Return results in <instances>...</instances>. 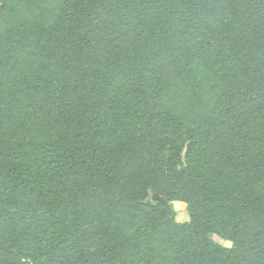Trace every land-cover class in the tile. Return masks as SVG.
<instances>
[{
  "label": "trees",
  "instance_id": "trees-1",
  "mask_svg": "<svg viewBox=\"0 0 264 264\" xmlns=\"http://www.w3.org/2000/svg\"><path fill=\"white\" fill-rule=\"evenodd\" d=\"M244 1H250L258 16L251 12L248 23L238 24L234 20L247 7ZM29 3V0H17L13 5L10 0H0V164L3 159L11 158L14 151L22 153L30 138L35 139L39 149L49 144L48 151L57 155L62 153L60 145L63 141L83 151L86 149L89 163L85 167V180L78 182L84 176L79 166L81 157L71 158V153H64L66 177L63 176L62 180L67 185L79 187L81 194L87 195L92 203L101 202L104 210L112 209L116 204L122 206L124 222L130 226L123 245L129 256L133 254V260L126 264H150L152 245L149 236H145L150 213H154L155 217L163 215L164 221H171L167 223L168 243L175 234L181 237L193 234L197 238V250L191 264H264V192L257 186L254 188V184L247 209L256 220L255 227L249 235L227 234L234 242L233 249L210 241L209 234L220 232L218 220L213 216L191 209V223L179 224L173 221L175 211L173 207L165 206V198L164 201L150 198L152 191L161 197L167 193L175 195L178 200L186 199L185 185L181 184L182 173L186 169L181 172L178 169L181 152L188 144L189 170L196 166L200 168L198 165L205 163L209 152L202 149L205 144L202 139L211 135L210 121L215 114L207 107H201L194 126L189 127L167 103L161 102L162 96L174 87L173 74L178 69L181 72L177 73L175 80L178 81L177 87L183 86L184 92L189 86L183 82L185 75L193 71L196 63L205 62L206 67L213 69L212 76L216 80L223 78L226 92L235 98L222 102V115L226 116L227 124L240 116L253 117L252 124H256L248 130L244 140L257 142L264 152V0L90 2V14L98 17L104 12L106 19L100 20L99 25L87 20L78 23L75 40L81 50V58L76 71L82 73L86 70L84 59L98 53L100 44H106L103 51H107L110 60L104 69L99 66L97 71L87 74L88 81L83 88L85 96L98 100L97 110L101 111L90 132H86L82 124L63 126L60 123V111H68L75 105V95L67 76L57 77L53 72L40 76L37 62L29 66L28 77L18 84L6 75L11 57L17 51L31 49L36 57H54L58 49L51 40H47L46 44H27L28 38L20 32L15 18L28 17ZM169 6L174 8L173 24L177 30L165 26ZM135 23L142 27L137 30ZM138 44L141 51L137 53ZM157 44L164 46L158 47ZM171 53L175 55V60L179 57L181 63L174 60L172 64ZM101 76L107 80L104 90L99 92ZM109 80L113 81L112 84ZM118 80H124L125 85L132 88L129 103L121 105L115 85ZM149 90L152 91V99L153 93L159 92L158 98L149 109H144L142 96L146 97ZM207 90L208 86H204L200 95L203 96ZM216 96L219 97L217 92L214 98ZM53 105L59 108V115L54 114ZM110 115L121 124L115 164L106 158L101 160L103 155L107 157V153L98 143L109 130L107 117ZM46 121L53 125L47 126ZM46 135L50 138L45 143L43 138ZM87 135L95 146L84 147ZM224 135L227 139L223 140L219 154L234 163L236 159L232 158V154L235 148H229L230 135ZM130 168L136 171L132 172ZM161 171H164V177L159 181V175L156 178L153 173ZM246 171H251L253 178L264 184V157L257 156ZM0 176L3 177L0 181L1 198L10 203L17 195L16 187L6 175ZM243 181L239 178L236 182L242 190ZM171 184L177 189L171 190ZM92 231H80L79 235L71 236L68 247L75 259L69 264L112 263L109 260L114 241L112 232L108 243L99 248L100 239ZM42 233L40 225L24 226L16 218L2 222L0 264H58L59 249L54 248L52 253L47 254L40 248ZM91 236L93 240L88 247L86 242ZM104 251L105 262H101L99 256ZM159 251L167 254L169 248L164 244Z\"/></svg>",
  "mask_w": 264,
  "mask_h": 264
},
{
  "label": "rangeland",
  "instance_id": "rangeland-1",
  "mask_svg": "<svg viewBox=\"0 0 264 264\" xmlns=\"http://www.w3.org/2000/svg\"><path fill=\"white\" fill-rule=\"evenodd\" d=\"M10 1L14 5L17 0ZM29 1L31 9L28 12V17L15 18L20 32L28 38L27 44H36L37 42L46 44L47 40H51L58 49L54 57H36L31 49L24 52L21 49L11 57L6 68V75L18 84L28 77L29 66L37 62L36 67L38 65L40 69V76L45 77L52 72L57 77L67 76L75 95V105L69 108L68 111H60L59 108L53 105V112L59 115L60 111L62 114L60 123L63 126L82 124L86 128V132H90L101 111L97 110L98 100L85 96L86 93L83 88H85L88 81L87 74L89 72L91 74L92 70L97 71L99 66L104 69L110 60L107 58V51H103L106 44H100L99 54L96 52L93 57L84 59L86 70L77 73L76 67L79 66L81 50L78 49V43L75 39L78 23L81 20H87L88 23L91 21L99 25L100 20L106 19L104 12L97 14L98 17L90 14L93 0ZM243 4L247 7L242 9L238 19L235 18L234 20L238 24L248 23L249 18L252 16L251 12L256 14L255 17L258 16L255 9L251 7L250 1ZM173 9V6H169L167 9L168 16L165 26L177 30L173 22L175 18L172 15ZM137 24H134V28L138 30L142 25ZM244 29L245 26L242 27V30ZM140 45L142 46V44ZM157 45L158 47L164 46V44ZM139 51H141V47L139 48L138 44L137 53ZM170 56L171 60L173 59L171 62L173 64L175 55L171 53ZM176 56L178 55L176 54ZM175 63H181L179 57H177ZM206 66L205 62L196 63L193 66V71L185 75L183 82L189 84L186 92L182 91L183 86L177 87L178 81L175 78L181 70H176L173 74L175 85L165 96H162L163 99L161 100V102L167 103L180 119H184L185 124L189 127L194 126L199 108L205 109L207 107L215 114V118L210 121L212 127L209 132H211V135L202 139L205 141L202 149L209 150L208 154L206 152V161L203 165H198L200 168L196 166L195 169L189 170L187 164L189 162L188 144L186 143L187 145L181 152V163L178 167L180 172L186 169L182 173L183 179H181V184L185 185L186 199L178 200L174 197L175 195H167V193L164 197H161L152 191H150V198L158 201H164L163 198H165L166 207H173L174 201L179 202L178 207H173L175 211L173 221L179 224L191 223V209L213 216L218 220L217 224L220 227V232L209 234L210 241L224 248L233 249L234 242L227 234L234 232L239 236L240 234L249 235L255 227L256 220L250 215L247 203L254 193L253 190L251 191V186L254 184V188L257 186L264 192V184L258 178H253L251 171L247 173L246 167L257 156L264 157V152L257 142L244 140L248 130L256 124H252L253 117L244 118L240 116L236 121L227 124L226 116L222 115L220 111L223 108L222 102L231 101L235 97H232V94L229 96L230 93L226 92L223 78L221 77L220 81L216 80L217 78L212 76L213 69ZM106 80L101 76L97 91L104 90ZM108 82L112 84L113 81L109 80ZM125 84L124 80H118L115 83L117 94L121 97V105L122 103H129V98H132V88ZM204 86H208V90L201 96ZM215 88H217L216 91ZM216 92L219 97L214 98ZM158 94L159 92L155 91L153 99L151 90L148 91L146 97L143 95V108L149 109L152 103L157 100ZM107 122L109 130L98 142L99 147L107 153V157L103 155L101 160L106 158L112 164H115L119 142L118 133L121 124L111 115L107 117ZM45 123L49 127L53 125L49 121ZM257 125H260V123H257ZM48 131L53 132L52 130ZM225 133L230 135L229 148H235V152L232 154V158L236 159L234 163L229 158L221 156L223 154H219V150L224 145L223 140L227 139ZM49 138L48 135L44 136L45 143L48 142ZM48 145L43 149H39L35 145V139L30 138L29 145L23 149L22 153L14 151L11 158L1 161L0 174L6 175L10 183L16 187L17 195L12 202L7 203L4 198H1L2 193L0 192V224L10 218H16L24 226L30 224L40 225L43 232L40 248L47 254L52 253L51 251L54 248L59 249L58 264L59 262L69 264L75 259V255L68 247L71 236L79 235L80 231L87 233L93 229L92 232L100 239L98 246L101 248L108 243L112 232L114 241L113 250L110 252V262L113 264L129 263L133 260V254L129 256L123 242L130 226H127L124 222V209H122V206L119 207L116 204L112 209L104 210L101 202L92 203L87 195L81 194L79 187L75 188L67 185L62 180L63 176L66 177L64 174L66 169L63 168L65 163L64 153L66 155L71 153V158L81 157L79 166L84 176L80 180L78 179L80 183L85 180V167L89 163V153L86 149L83 151L74 144L67 145L63 141L60 145L62 153L57 155L48 151ZM93 146H95L94 142L87 135L84 147L91 148ZM130 171L134 172L136 169L130 168ZM158 175L159 181H162L164 171L153 173L156 178ZM2 178L0 176V181L3 180ZM239 178L244 180L243 190L236 184ZM170 188L174 190L177 189V186L171 184ZM185 213L188 219L177 221V216H182ZM169 222L164 221L163 215L159 217H155L154 213L149 215V221L145 227V236H149L152 245L150 264H191L192 256L197 250V238L193 234L184 237L175 234L173 240L168 243L167 223ZM92 240L91 236L86 242V246L90 247ZM164 244L169 248L167 254L159 251ZM101 254L98 255L99 260L105 262V251ZM80 263L82 262L77 264Z\"/></svg>",
  "mask_w": 264,
  "mask_h": 264
},
{
  "label": "clouds",
  "instance_id": "clouds-1",
  "mask_svg": "<svg viewBox=\"0 0 264 264\" xmlns=\"http://www.w3.org/2000/svg\"><path fill=\"white\" fill-rule=\"evenodd\" d=\"M179 206V202H173V207H178ZM177 221H182V220H187L188 217H187V214L185 213L184 215L182 216H177Z\"/></svg>",
  "mask_w": 264,
  "mask_h": 264
}]
</instances>
